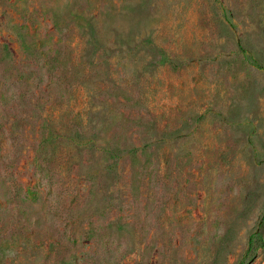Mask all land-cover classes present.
I'll return each instance as SVG.
<instances>
[{
  "label": "rangeland",
  "instance_id": "1",
  "mask_svg": "<svg viewBox=\"0 0 264 264\" xmlns=\"http://www.w3.org/2000/svg\"><path fill=\"white\" fill-rule=\"evenodd\" d=\"M0 151V264H264V0H0Z\"/></svg>",
  "mask_w": 264,
  "mask_h": 264
},
{
  "label": "trees",
  "instance_id": "2",
  "mask_svg": "<svg viewBox=\"0 0 264 264\" xmlns=\"http://www.w3.org/2000/svg\"><path fill=\"white\" fill-rule=\"evenodd\" d=\"M4 48H6V47H4ZM43 143H44V141H43ZM0 155H1L0 156V163H4L7 160V157L6 156H3L1 151H0ZM253 238H254V235H253ZM252 247H253V241H250L249 248H248V250H247L246 253H248L252 249Z\"/></svg>",
  "mask_w": 264,
  "mask_h": 264
}]
</instances>
